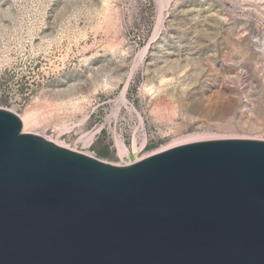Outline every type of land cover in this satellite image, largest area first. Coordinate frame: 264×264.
<instances>
[{
  "label": "rangeland",
  "instance_id": "1",
  "mask_svg": "<svg viewBox=\"0 0 264 264\" xmlns=\"http://www.w3.org/2000/svg\"><path fill=\"white\" fill-rule=\"evenodd\" d=\"M0 108L115 165L264 140V0H0Z\"/></svg>",
  "mask_w": 264,
  "mask_h": 264
},
{
  "label": "water",
  "instance_id": "2",
  "mask_svg": "<svg viewBox=\"0 0 264 264\" xmlns=\"http://www.w3.org/2000/svg\"><path fill=\"white\" fill-rule=\"evenodd\" d=\"M0 264H264V140L115 165L0 108Z\"/></svg>",
  "mask_w": 264,
  "mask_h": 264
},
{
  "label": "bare ground",
  "instance_id": "3",
  "mask_svg": "<svg viewBox=\"0 0 264 264\" xmlns=\"http://www.w3.org/2000/svg\"><path fill=\"white\" fill-rule=\"evenodd\" d=\"M206 139L207 138L205 136H192V137L186 138L184 140L177 141V143H174V144H171V145H169L167 147H164V148L154 152L153 154L161 152V151H164L166 149H169V148H172V147H175V146H178V145H182V144H186V143H190V142H194V141L206 140ZM116 147H117L118 153L120 155H122L124 147L120 144V142L118 140L116 141Z\"/></svg>",
  "mask_w": 264,
  "mask_h": 264
}]
</instances>
